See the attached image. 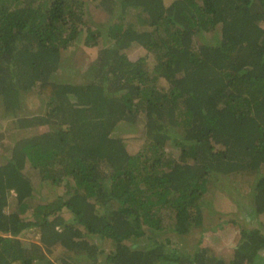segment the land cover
Returning <instances> with one entry per match:
<instances>
[{"label":"trees","instance_id":"16d2710c","mask_svg":"<svg viewBox=\"0 0 264 264\" xmlns=\"http://www.w3.org/2000/svg\"><path fill=\"white\" fill-rule=\"evenodd\" d=\"M93 1L105 24L87 23L86 0H0V109L35 129L0 164V264H97L86 234L110 240L107 264H264V0ZM80 36L97 53L61 78ZM34 88L46 110L17 116ZM121 124L138 128L137 151L113 136ZM219 175L255 179L252 225L232 219L228 250L203 245L200 201Z\"/></svg>","mask_w":264,"mask_h":264},{"label":"rangeland","instance_id":"374dc122","mask_svg":"<svg viewBox=\"0 0 264 264\" xmlns=\"http://www.w3.org/2000/svg\"><path fill=\"white\" fill-rule=\"evenodd\" d=\"M95 3L96 2L93 0H86L85 19L88 21L87 23H90L91 25H96L95 23H99L100 21L105 24L108 17H106L104 13L99 12V10L95 7ZM200 37L202 42L215 43L219 40L220 29L217 28L213 31L205 32ZM82 39L83 36H80L78 40L62 52V64L58 69V73L61 78L72 81L80 80V78H82V74L85 73L87 65L95 57L98 47L84 46ZM195 41L200 42V40L198 41L196 39ZM125 52L131 60H136L139 57H145L147 64L152 65L154 62L153 56L138 44H132L125 49ZM60 76H58V79ZM36 90L37 88H34V90L25 93L24 101L21 102L20 108L17 111V116H29L33 113H41L46 110L44 101L35 95ZM34 131L35 129L30 130L20 128L18 126L16 115L6 116V114H3L0 109V164L5 163L9 159L11 155V148L15 141ZM138 133V128L133 131L131 127L126 124H121L117 126L116 130L112 134L113 136L123 137L127 146H129L133 151H137L143 145V140L141 141L134 138ZM165 147L166 151H169L174 157H177L179 149L173 145L171 140L166 143ZM259 173L264 175V166L260 168ZM247 177L248 176L236 177L227 175L211 177L204 199L200 201L205 224V228L203 229V245H212L215 248L227 247L228 250L236 243L235 236L238 231V228L231 222L232 219L238 218L241 221L240 223L246 227H250V225H252L250 220L247 221L248 218L241 214V205H243V202H245V200L252 195V187L255 181L253 177ZM43 200L42 196L36 195L32 200V204L37 205ZM13 202L14 201L10 202L8 210L15 207V203ZM65 217L68 221L72 219V216L69 215V213H65ZM261 219L262 223L259 226L262 231H264V217ZM214 226H217V228L213 229ZM77 231L84 230L81 228ZM85 236L89 241L97 243L102 249H104L105 252L112 249L110 240H105L97 235L92 236L86 234ZM22 237L26 241H36L38 239L35 231H27ZM105 252L98 255L96 259L97 264H107L105 261ZM56 254L57 252L54 253L53 256ZM78 264H91V262L80 260Z\"/></svg>","mask_w":264,"mask_h":264}]
</instances>
